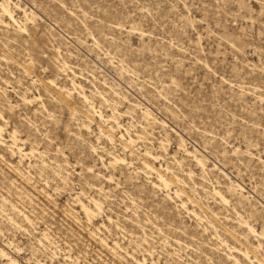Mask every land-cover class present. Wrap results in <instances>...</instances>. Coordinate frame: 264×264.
Masks as SVG:
<instances>
[{"label":"rangeland","instance_id":"rangeland-1","mask_svg":"<svg viewBox=\"0 0 264 264\" xmlns=\"http://www.w3.org/2000/svg\"><path fill=\"white\" fill-rule=\"evenodd\" d=\"M2 1L0 249L264 264V0Z\"/></svg>","mask_w":264,"mask_h":264},{"label":"bare ground","instance_id":"bare-ground-1","mask_svg":"<svg viewBox=\"0 0 264 264\" xmlns=\"http://www.w3.org/2000/svg\"><path fill=\"white\" fill-rule=\"evenodd\" d=\"M0 9L2 10L3 14H6L9 17V19H11L13 22H15L14 19H13L11 10L8 8L7 1L6 2H4V1L0 2ZM24 28H25V26H24ZM84 98L86 99L85 96H84ZM0 115H1V112H0ZM2 131H3V126L0 124V143L2 142V134H1ZM110 140H111V138H110ZM18 141H20V139L18 138L17 131L15 129H13L10 132H8V134H7V143H9L11 148L17 149L19 151V153L22 152L23 155L32 154L35 151V148L30 145L29 151H27V153H26V151H23L24 149H22V147L18 146V144H17ZM109 157H110V160L108 161L109 165L127 163L125 161L124 157H121V156H118V155H112V154L109 155ZM143 165L147 169H150V170L154 169L151 164H148L145 161L143 162ZM157 181H159L160 184H163L164 186H167V181L165 180L163 175H161L160 173H157ZM152 186L153 187H159V184H156V183L152 182ZM237 186H239V185H237ZM221 198L223 199L222 196H221ZM91 202H92L93 208H91L87 204H84V203L80 202L81 210H82V212L84 213V215L87 218H90L95 213V211H97V212L100 211L99 202L96 199H91ZM0 255L3 257V259L6 260V264H18V263H15V258L10 257L8 255V253L4 249H0ZM139 264H145V263H144V261H141V262H139Z\"/></svg>","mask_w":264,"mask_h":264}]
</instances>
